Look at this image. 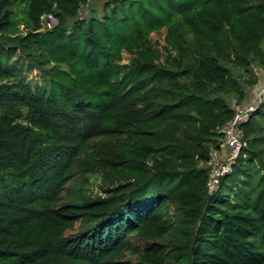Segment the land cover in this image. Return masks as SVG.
Segmentation results:
<instances>
[{"label":"trees","instance_id":"16d2710c","mask_svg":"<svg viewBox=\"0 0 264 264\" xmlns=\"http://www.w3.org/2000/svg\"><path fill=\"white\" fill-rule=\"evenodd\" d=\"M256 67L264 0H0V264H264Z\"/></svg>","mask_w":264,"mask_h":264},{"label":"rangeland","instance_id":"374dc122","mask_svg":"<svg viewBox=\"0 0 264 264\" xmlns=\"http://www.w3.org/2000/svg\"><path fill=\"white\" fill-rule=\"evenodd\" d=\"M103 0H91V3L93 5L100 9L101 4ZM85 6L81 8L80 12L81 14L86 13ZM155 41L161 43L162 36H158L157 34L154 35ZM256 74L257 77L260 78L257 84L253 85L252 87L247 88V93L245 99L240 102L236 103L234 99H230L231 103L233 104V107L235 110H242L244 107H247L249 105L254 106L256 104L255 97L257 95V92L259 90V87L263 83L260 82L261 78L264 77V68L256 67ZM34 75V74H33ZM35 76V75H34ZM264 80V79H263ZM235 151H233L228 144L222 143L220 145L219 150L214 151L212 156V162L211 165L216 170H221L222 168L227 167V163L234 157ZM100 177L99 175H91L89 179V184L87 185L86 193L90 195H100L101 189H100V183H99Z\"/></svg>","mask_w":264,"mask_h":264},{"label":"built area","instance_id":"2783aa9c","mask_svg":"<svg viewBox=\"0 0 264 264\" xmlns=\"http://www.w3.org/2000/svg\"><path fill=\"white\" fill-rule=\"evenodd\" d=\"M40 19H41L42 29L51 28L57 24V18L53 14L42 15ZM261 99H264V80L261 86L259 87V90L255 97L256 103L259 102ZM253 108L254 106L249 105L247 107H244L242 110L240 109L235 110V114L233 118L222 128V130L224 131V135H225L224 141L222 143L228 144L230 148L233 151H235L234 155L238 152L240 148L238 124L240 121L245 120V118L248 116V113ZM226 169L227 167L222 168L221 170L214 171L215 169L213 168V172L211 174V180H210L211 186L215 184L217 175Z\"/></svg>","mask_w":264,"mask_h":264},{"label":"crops","instance_id":"0c3cea01","mask_svg":"<svg viewBox=\"0 0 264 264\" xmlns=\"http://www.w3.org/2000/svg\"><path fill=\"white\" fill-rule=\"evenodd\" d=\"M263 79H264V77H262V78H261V81H260V82H262V81H263Z\"/></svg>","mask_w":264,"mask_h":264}]
</instances>
